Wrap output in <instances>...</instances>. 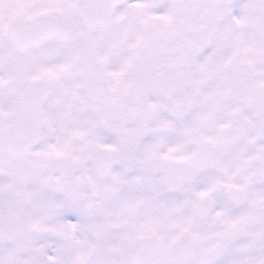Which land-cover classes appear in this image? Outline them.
I'll use <instances>...</instances> for the list:
<instances>
[{"label":"snow or ice","instance_id":"snow-or-ice-1","mask_svg":"<svg viewBox=\"0 0 264 264\" xmlns=\"http://www.w3.org/2000/svg\"><path fill=\"white\" fill-rule=\"evenodd\" d=\"M0 264H264V0H0Z\"/></svg>","mask_w":264,"mask_h":264}]
</instances>
